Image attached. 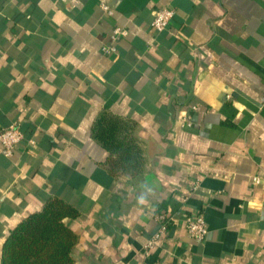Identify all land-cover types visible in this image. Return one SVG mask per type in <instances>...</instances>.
Segmentation results:
<instances>
[{
	"label": "crops",
	"instance_id": "crops-1",
	"mask_svg": "<svg viewBox=\"0 0 264 264\" xmlns=\"http://www.w3.org/2000/svg\"><path fill=\"white\" fill-rule=\"evenodd\" d=\"M103 112L134 122L146 172L107 171ZM14 123L0 262L11 229L61 197L80 211L75 264H264V0H0V130Z\"/></svg>",
	"mask_w": 264,
	"mask_h": 264
},
{
	"label": "trees",
	"instance_id": "trees-1",
	"mask_svg": "<svg viewBox=\"0 0 264 264\" xmlns=\"http://www.w3.org/2000/svg\"><path fill=\"white\" fill-rule=\"evenodd\" d=\"M93 137L109 152L107 171L114 178L146 172L145 143L136 135L135 124L103 112L95 121ZM80 211L61 197H51L43 207L11 229L1 253V264H75L78 234L66 223Z\"/></svg>",
	"mask_w": 264,
	"mask_h": 264
},
{
	"label": "built area",
	"instance_id": "built-area-1",
	"mask_svg": "<svg viewBox=\"0 0 264 264\" xmlns=\"http://www.w3.org/2000/svg\"><path fill=\"white\" fill-rule=\"evenodd\" d=\"M105 11L110 12V8L106 4H102ZM175 10L172 8H163L155 11V17L152 22V27L157 31L161 32L165 30L170 24L172 18L174 17ZM116 37L121 35H126V30L122 28H116L114 31ZM105 52L115 51L114 47H104ZM195 109L196 106H192ZM24 140V134L20 129L19 124L14 123L10 126L0 130V144H2V152L6 156H11L14 153L16 146ZM258 181V179H256ZM158 220L160 221V230L156 234L155 238L150 245L161 238L162 233L168 229V216L166 213L162 212L158 214ZM186 229L188 234L197 242H204L208 235V229L206 226L205 216L202 211H195L186 218Z\"/></svg>",
	"mask_w": 264,
	"mask_h": 264
}]
</instances>
